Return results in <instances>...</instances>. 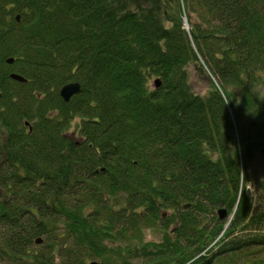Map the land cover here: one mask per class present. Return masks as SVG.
<instances>
[{
    "label": "trees",
    "instance_id": "16d2710c",
    "mask_svg": "<svg viewBox=\"0 0 264 264\" xmlns=\"http://www.w3.org/2000/svg\"><path fill=\"white\" fill-rule=\"evenodd\" d=\"M256 156L264 0H0V264H264Z\"/></svg>",
    "mask_w": 264,
    "mask_h": 264
},
{
    "label": "rangeland",
    "instance_id": "374dc122",
    "mask_svg": "<svg viewBox=\"0 0 264 264\" xmlns=\"http://www.w3.org/2000/svg\"><path fill=\"white\" fill-rule=\"evenodd\" d=\"M185 15L182 16L183 17L182 20L185 19V22H188L187 17ZM188 25L189 24L187 23L186 27H188ZM183 28H185V27H183ZM187 70L189 73L188 84H189V88H190L191 92H194L195 94H197L199 96H204L205 94H207V92L210 91L211 84L215 82L213 80V78L209 76V74L206 70L202 71L201 73H197L196 70L193 68V66H190ZM153 81H154V78L149 80L148 83H149L150 87H153ZM232 116H233V119H235V115L233 113H232ZM69 130H71V127L69 128ZM242 156H243V151H238V157H240V159H241ZM245 163H247V165L250 164V168L247 170L249 176L255 177V178L260 177L261 179H264V157L256 156L253 159H249V161H246ZM238 166H239V170L241 172V170H243V167H240V164H238ZM253 182H254V180H253ZM250 185H251L250 188H247L248 192L249 193L251 192V195H252V192L255 194L254 198L251 196L252 199H254L253 208H256L257 204L259 203V205H258V209H259L260 207L264 206V192L261 193V191H259L260 198H256L257 197V191H255V190H262V189H260L259 187H256V185H252V182ZM237 197L239 198L240 196H237ZM218 211L216 212V214H218ZM232 215H233V213H231L230 215H227V218L224 217L223 219H221V220H223L221 222H226V223L223 227V230L218 232L219 234L211 242L212 249L218 250L219 246H221L219 241L224 239L223 236L225 235V230L227 229L226 227H229L231 222H232V219H231ZM217 216L219 217V215H217ZM251 233L253 235H255V231H253ZM256 233H258V232L256 231ZM258 234L261 236L259 238L264 239V232H259ZM146 235H147L146 240H148V241H152V240L158 241L159 240V237L157 235H151V234H149V232H147ZM235 235L236 234H233V235L225 238L223 241L234 240L235 237L243 235V233L239 232L238 235H236V236ZM250 249L253 252L256 251L255 257H260V258L264 257V247H260V246L255 245V246L250 247Z\"/></svg>",
    "mask_w": 264,
    "mask_h": 264
},
{
    "label": "water",
    "instance_id": "95a60500",
    "mask_svg": "<svg viewBox=\"0 0 264 264\" xmlns=\"http://www.w3.org/2000/svg\"><path fill=\"white\" fill-rule=\"evenodd\" d=\"M12 59L7 60V63H11ZM10 78H12L15 81H19V82H25V80L16 74H12L10 76ZM157 86V83H156ZM80 91V86L77 83H69L64 85L59 92L60 97L62 98L63 101L67 102L69 101V99L71 97H73L74 95L78 94ZM218 215H219V219H223L224 217H226V210H219L218 211ZM91 264H97V263H91Z\"/></svg>",
    "mask_w": 264,
    "mask_h": 264
},
{
    "label": "bare ground",
    "instance_id": "6f19581e",
    "mask_svg": "<svg viewBox=\"0 0 264 264\" xmlns=\"http://www.w3.org/2000/svg\"><path fill=\"white\" fill-rule=\"evenodd\" d=\"M182 22H183V27H185V28H183L182 27V29L186 32V33H189V31H190V27H189V25H188V27H186V25H187V22H185V19L184 20H182ZM11 58H9L8 60H10ZM13 61V60H12ZM12 63V62H11ZM17 75V74H16ZM12 79V78H11ZM13 80V79H12ZM17 82H19V81H17ZM158 82V81H157ZM156 80H155V88L157 87L156 86ZM157 85H158V83H157ZM60 92V91H59ZM60 96V95H59ZM61 98V97H60ZM72 98V97H71ZM62 99V98H61ZM70 100V99H69ZM65 102V101H64ZM208 253H211V245L209 246V247H207L205 250H204V254L206 255V254H208Z\"/></svg>",
    "mask_w": 264,
    "mask_h": 264
}]
</instances>
